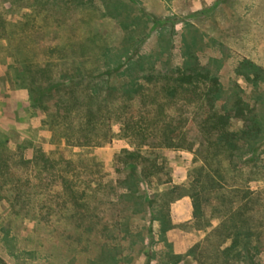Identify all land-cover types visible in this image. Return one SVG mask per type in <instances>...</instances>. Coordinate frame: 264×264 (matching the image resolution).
Masks as SVG:
<instances>
[{"label":"rangeland","instance_id":"obj_1","mask_svg":"<svg viewBox=\"0 0 264 264\" xmlns=\"http://www.w3.org/2000/svg\"><path fill=\"white\" fill-rule=\"evenodd\" d=\"M26 6L22 0H0V144L7 148L0 161V264H200L191 249L200 244L196 253L203 258V250L218 242L211 227L199 229L190 197L205 156L198 132L203 113L194 102L178 99L168 105L160 98L166 113L158 115L141 94L119 103L125 112L107 120L108 138L106 126L98 127L100 146L67 145L44 123L45 113L30 110L26 91L15 87L8 69L9 53L19 43L14 40L8 50L1 37L7 29L18 38ZM38 12L31 20L36 29L20 40L36 61L50 58L48 47H59L65 52L54 58L66 56L64 67L78 61L102 67L104 48L115 59L130 48L133 56L137 50L156 58L161 70L167 63L181 65L188 44L219 76L227 97L240 96L264 117V0H92L86 7L62 0ZM85 49L87 60L80 55ZM242 62L260 68L257 82L253 74L251 80L239 74ZM114 77L120 85L123 79ZM181 116L184 148L155 147L163 121ZM126 123L147 129L143 152L160 167L139 183L136 199L125 195L127 174L119 172L122 150L139 143L125 131ZM256 145L257 167L240 162L227 169L224 187L249 186L255 192L254 218L264 229V134ZM216 203L205 208L214 224L218 217L210 211ZM261 259L264 264V255Z\"/></svg>","mask_w":264,"mask_h":264},{"label":"trees","instance_id":"obj_2","mask_svg":"<svg viewBox=\"0 0 264 264\" xmlns=\"http://www.w3.org/2000/svg\"><path fill=\"white\" fill-rule=\"evenodd\" d=\"M22 1L26 2L29 11L23 16L24 21L17 23L21 31L18 40L14 33H6L5 28L1 38L5 37L8 50L14 40L19 43L15 51L8 52L13 59L8 69L13 74L15 87L26 91L30 110L35 114L45 113L47 118L44 123L53 132L61 134V140H65L67 145L85 148L100 146L95 141L100 126H106L108 130L104 132V138L109 137L111 127L107 120L112 114L123 115L126 107L119 106L122 101L135 100L142 94V100L147 98L158 115L166 113V107L160 105L162 98L168 105L175 100L178 102V99L190 106L192 102L196 103L203 113L198 132L205 141V156L191 183L193 217L201 223L199 229L211 227L218 242L212 244V249L203 250V258L197 257L196 249L201 247L198 244L191 249V256L200 264H263L264 229L254 218L255 192L249 186L246 189L224 187L227 169L236 168L240 162L257 167L256 142L264 134V117L260 116L256 107H251L240 96L227 97L219 76L200 63L188 44L184 48L181 65L172 67L167 63L161 70H158L156 58L141 56L135 49L137 56H133L130 48L117 55V59L109 58L110 50L104 48L102 67H87L85 62L79 61L71 67H64L62 60L66 56L54 58L56 52H65L59 47H48L50 58L36 61L31 56L28 43L22 45L20 40L25 37L24 34L27 36L36 29L31 20L39 14L38 11L55 6L62 0ZM71 1L86 7L92 0ZM130 39L134 37L130 36ZM47 53L45 51L44 55ZM80 55L85 60L90 58L86 49ZM238 71L247 80H251L252 74L256 82L260 77V68L252 62H242ZM114 76L123 79L120 85L113 83ZM182 117L177 121H163V139L156 141L155 147L184 148L187 131ZM235 122L240 123L239 128L234 127ZM126 124L125 131H131V138L139 143L131 149L122 150L119 162L123 166L119 172L127 174L122 182L125 195L135 196L136 199L139 183L157 174L160 167L157 158H149L143 152L148 145L147 129ZM6 149V144L1 143V162L4 160L2 152ZM228 190H233L230 194L232 198L227 195ZM210 202H217L210 211L212 215L217 214L216 224L211 223L212 218L207 217L205 210Z\"/></svg>","mask_w":264,"mask_h":264}]
</instances>
